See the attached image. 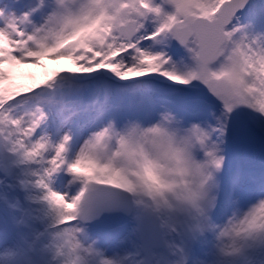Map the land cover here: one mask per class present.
<instances>
[{"label":"snow or ice","instance_id":"1","mask_svg":"<svg viewBox=\"0 0 264 264\" xmlns=\"http://www.w3.org/2000/svg\"><path fill=\"white\" fill-rule=\"evenodd\" d=\"M45 60L73 66L49 72ZM238 112L264 132L260 0H12L0 8V189L10 190L0 200L21 213L18 226L35 230L51 218L63 264H86L82 254L92 264H223L249 250L264 264V172L238 164L225 179L226 160L195 214L158 213L139 190L154 202L161 194L99 156L110 122L151 125L168 113L184 127L214 126L226 154ZM24 201L45 205V216ZM105 215L122 218L120 243L134 252L105 258L91 231Z\"/></svg>","mask_w":264,"mask_h":264},{"label":"clouds","instance_id":"2","mask_svg":"<svg viewBox=\"0 0 264 264\" xmlns=\"http://www.w3.org/2000/svg\"><path fill=\"white\" fill-rule=\"evenodd\" d=\"M110 124L106 150L99 152L100 159L124 169L133 182L146 183L161 194L154 202L144 188L139 190L153 210L167 213L175 206L195 214L202 207L227 160L222 144L212 140L214 126L193 123L184 127L171 113L151 125L140 121L123 127L115 121ZM197 152L203 156H197ZM82 255L86 264L96 259Z\"/></svg>","mask_w":264,"mask_h":264},{"label":"rangeland","instance_id":"3","mask_svg":"<svg viewBox=\"0 0 264 264\" xmlns=\"http://www.w3.org/2000/svg\"><path fill=\"white\" fill-rule=\"evenodd\" d=\"M11 3L12 0H0V8L4 7L5 4L11 5ZM43 63L47 66L49 72L57 68L73 66L70 61L66 60L59 62L45 60ZM23 71L40 75L45 69L29 68L24 69ZM243 114L245 115V118L250 121L255 119L250 113ZM231 128L228 134L226 156L230 157V155H232V157L230 158L231 163L226 162L227 167L230 166V171H227L225 175L229 176L238 164L250 167L257 172H264V148L262 149L259 145L248 147L241 144L240 141L236 140L233 133H231ZM234 149H240L241 153L238 157L235 155ZM230 150L233 151V154H230ZM256 153H259L262 156V160L257 159L255 156ZM0 159H3L2 151H0ZM8 159L11 162V158L9 157ZM20 174L22 175V170ZM6 191L10 190L0 189V195ZM11 194L21 195V198L23 199L22 192ZM32 194L33 196H38L39 192L38 190L33 189ZM23 205L25 208L34 209L36 215L45 216L47 210L45 205L33 201H24ZM20 217V212L9 209L3 201L0 200V264H63L64 257L57 254L54 229L50 227L51 218L45 216L43 220L36 223L35 230H32L23 226H18L15 223ZM115 220L116 218L107 219L105 223H112L115 222ZM100 227L105 228L103 226ZM100 234L101 236H99V234L97 236L102 241L103 246L107 249H110V246L117 245L119 247L118 250L122 253L135 251L130 245H122L120 243L125 235L124 228L113 235L105 236L103 232ZM252 252L256 254V258L252 256ZM251 262H253V264H259V253L253 250L246 251L243 256L237 258L235 261H225L223 264H251ZM153 264H155V261H153Z\"/></svg>","mask_w":264,"mask_h":264},{"label":"water","instance_id":"4","mask_svg":"<svg viewBox=\"0 0 264 264\" xmlns=\"http://www.w3.org/2000/svg\"><path fill=\"white\" fill-rule=\"evenodd\" d=\"M231 133L235 136L236 140L247 146H255L260 144L264 148V133L253 126L250 120L245 118L242 112H238L233 116ZM115 219V222L105 223L106 219ZM95 224L105 228H114L123 224L122 218L118 216L105 215Z\"/></svg>","mask_w":264,"mask_h":264},{"label":"bare ground","instance_id":"5","mask_svg":"<svg viewBox=\"0 0 264 264\" xmlns=\"http://www.w3.org/2000/svg\"><path fill=\"white\" fill-rule=\"evenodd\" d=\"M260 3H264V0H260ZM242 18H243L245 21H247L248 18H249V13H248V12H245V13L243 14V17H242ZM263 133H264V132H263ZM234 151H235V155H236L237 157H238V156L240 155V153H241L240 149H237V150L234 149ZM230 154H233V151H232V150H230ZM255 156L257 157L258 160H259V159L262 160V156H261L259 153H256ZM231 157H232V155H230V157H227V159H229V160L226 161L227 163H231V160H230ZM227 171H230V166H229V167H226L225 173H226ZM225 173H224V178L227 179L228 175H225ZM68 179H71V178L69 177ZM64 184H66V181H64L63 183L58 184L57 187H63ZM112 219H113V218H112ZM106 220H107V219H106ZM106 220H105V221H106ZM122 229H123V224L120 225V226H118V227H116V228H102V227H100V226L94 224V225L92 226L91 231H92V234H93V235H96V236H97L98 234H99V236H101L100 233H102V232H103V234H105V236H109V235H113V234H116V233L120 232ZM113 249L118 250L119 247H118L117 245H116V246H110V249L108 248V250H109V251H108V256H109V257H111V255H112V250H113ZM133 251H134V250H133ZM251 254H252V256H253L254 258H256V254H254L253 252H252ZM130 264H135V258H133V261H132V260L130 261ZM251 264H253V262H251Z\"/></svg>","mask_w":264,"mask_h":264}]
</instances>
